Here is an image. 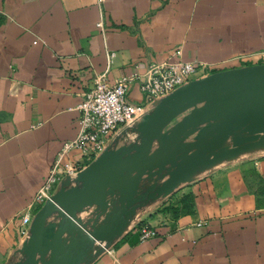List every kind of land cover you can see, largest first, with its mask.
I'll return each mask as SVG.
<instances>
[{"label":"crops","instance_id":"obj_1","mask_svg":"<svg viewBox=\"0 0 264 264\" xmlns=\"http://www.w3.org/2000/svg\"><path fill=\"white\" fill-rule=\"evenodd\" d=\"M176 61L212 73L263 64L264 0H0V264L22 259L21 218L77 136L93 78L113 85ZM126 98L144 104L139 79ZM143 226L154 235L140 239ZM81 264H264V144L199 167Z\"/></svg>","mask_w":264,"mask_h":264},{"label":"water","instance_id":"obj_2","mask_svg":"<svg viewBox=\"0 0 264 264\" xmlns=\"http://www.w3.org/2000/svg\"><path fill=\"white\" fill-rule=\"evenodd\" d=\"M136 132L138 143L104 150L76 186L60 185L35 213L22 259L12 264H81L95 242L119 235L138 209L168 197L199 167L263 145L264 63L179 87ZM229 139L233 147L224 148Z\"/></svg>","mask_w":264,"mask_h":264},{"label":"built area","instance_id":"obj_3","mask_svg":"<svg viewBox=\"0 0 264 264\" xmlns=\"http://www.w3.org/2000/svg\"><path fill=\"white\" fill-rule=\"evenodd\" d=\"M97 27H102L101 22ZM239 60L241 63L247 62L245 58ZM211 73L212 67L202 62L176 61L151 64L141 79L134 74L121 78L113 85L107 84L103 75L95 76L78 106L77 136L63 145L43 185L21 218L18 232L23 242L29 236L35 213L63 182L67 181L70 187L76 186V177L85 168L84 164L91 163L104 150L116 149L121 140L136 132L143 117L159 100L179 87ZM137 79L140 80V91L146 97L142 106H136L126 98L128 87ZM73 150L80 152L83 162L61 164V157ZM153 235L154 232L146 226L140 229L142 240Z\"/></svg>","mask_w":264,"mask_h":264},{"label":"rangeland","instance_id":"obj_4","mask_svg":"<svg viewBox=\"0 0 264 264\" xmlns=\"http://www.w3.org/2000/svg\"><path fill=\"white\" fill-rule=\"evenodd\" d=\"M194 77V76H193ZM192 78V77H191Z\"/></svg>","mask_w":264,"mask_h":264}]
</instances>
